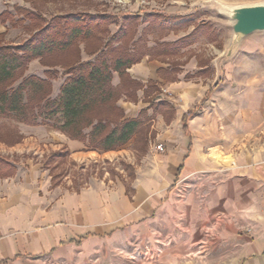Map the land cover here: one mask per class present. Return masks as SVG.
Here are the masks:
<instances>
[{"label":"crops","instance_id":"0c3cea01","mask_svg":"<svg viewBox=\"0 0 264 264\" xmlns=\"http://www.w3.org/2000/svg\"><path fill=\"white\" fill-rule=\"evenodd\" d=\"M216 52L207 64L192 57L177 65L146 53L126 70L141 87L119 103L151 137L132 178L78 184L68 175L54 186L33 152L64 147L71 162L84 163L127 150H92L48 125L18 122L25 137L5 145L4 158L15 171L0 176V264H84L96 251L149 238L155 221L169 222L176 210L193 231L219 227L217 241L232 247L224 262L264 264V92L256 89L264 75L249 76L248 92L243 81L245 56H264V33L234 47L228 36ZM112 83L120 86L118 72Z\"/></svg>","mask_w":264,"mask_h":264},{"label":"rangeland","instance_id":"374dc122","mask_svg":"<svg viewBox=\"0 0 264 264\" xmlns=\"http://www.w3.org/2000/svg\"><path fill=\"white\" fill-rule=\"evenodd\" d=\"M263 2L264 0H0V14L6 10L12 15L6 23H0V45L23 43L40 27L30 23L28 19L18 21L24 16L25 11L37 12L47 20L67 13H103L121 18L128 13H140L141 19L144 20L138 34L141 40L140 49L150 53L148 55L150 59L177 65L195 57L199 64H207L212 57L217 55L216 49L222 48L223 42L228 36L232 42L231 21L227 17V9ZM151 14L161 16L151 19L152 17H149ZM11 20L16 23L11 24ZM107 28L108 33L101 36L103 43L118 30L119 26L110 24ZM178 38L180 39L173 41ZM87 43H81L70 52L68 51L69 53L48 57L44 63L40 58L34 59L30 62L26 75L45 77V71L53 67L58 71V74L52 79V97L57 96L68 77L63 74L66 68L79 61H90L96 58L97 54H93V51L100 47V43L94 39ZM232 46L234 47V45ZM182 49H186V51L182 52ZM233 50L236 52L234 48ZM182 57H184L183 60ZM85 58L90 59L85 60ZM243 62L246 69L243 80L244 88L248 92L251 87L248 82L249 76L252 74L255 76L264 75V56L248 55L245 56ZM43 70L44 75H39ZM120 77V86L113 85L118 91L116 97L119 98L116 105L119 110H112V107L103 108L104 112H99V116L106 111V114L110 112V120L126 118L125 109L119 102L124 96L128 97L129 94L141 87V84L133 83L131 78L127 79L125 74ZM257 88L262 93L264 92L263 86H256ZM157 89L149 85L148 95L151 93L154 96ZM56 92H58L57 95L54 94ZM152 106L155 107L156 104L153 103ZM17 123L13 119L0 116V158L8 157V148L5 145L15 144L25 137L22 133L23 129L21 132ZM48 126L69 137L67 133L51 125ZM90 131L91 127L85 128L86 133ZM139 131L140 129L130 146L127 143L133 136L123 145L112 149H94L89 146L87 140L83 141L92 150L115 151L123 148L127 150L118 157H102L89 162L74 163L70 161L66 148L53 149L50 146L49 149L42 150L39 154L33 152V158L35 162L48 167L55 183L62 181L68 175L72 176L73 181L78 184L89 183L93 179H103V181L110 178L114 180L129 179L134 177L138 168L139 159L145 151L146 138L151 139L150 135L141 134ZM177 196L179 200L184 197V195L180 197L179 192H177ZM176 212L177 214L172 215L169 222L163 223L156 220V230L155 232L150 230L149 238L142 239L135 236L129 241L119 243L114 249L106 247L100 252L96 251L95 255L84 264H228L223 261L225 258L222 255L232 247L228 245L224 247L221 242L217 241L220 238L219 227L216 228V225L208 224L207 228L203 230L193 231L189 228L183 210H176ZM235 226L239 227V224L235 222ZM239 228L247 233L251 231L242 225ZM41 261L40 264H67L64 261L47 263L43 258Z\"/></svg>","mask_w":264,"mask_h":264},{"label":"trees","instance_id":"16d2710c","mask_svg":"<svg viewBox=\"0 0 264 264\" xmlns=\"http://www.w3.org/2000/svg\"><path fill=\"white\" fill-rule=\"evenodd\" d=\"M25 12L18 21L28 19L40 27L23 43L0 45V116L29 125H51L72 139L87 140L94 149H112L126 143L141 120L124 117L110 120V112L105 111L101 116L99 112L109 107L119 110L113 74L126 75V70L146 55L140 49L138 36L144 21L142 15L128 13L121 18L85 12L61 14L47 20L37 12ZM10 16L9 11L2 12L0 23H6ZM160 16L149 15L151 19ZM15 23L11 20V24ZM110 24H117L119 28L103 43L101 36L108 33ZM92 39L100 43L93 51L96 58L66 68L63 74L68 77L57 96L52 97V79L58 74L53 67L45 71V77L26 75L34 59L40 58L44 63L46 58L66 54ZM88 127L91 131L86 133ZM14 171L11 163L0 158V176ZM57 184L53 179V185Z\"/></svg>","mask_w":264,"mask_h":264},{"label":"water","instance_id":"95a60500","mask_svg":"<svg viewBox=\"0 0 264 264\" xmlns=\"http://www.w3.org/2000/svg\"><path fill=\"white\" fill-rule=\"evenodd\" d=\"M227 17L231 21L234 46L253 33L264 32V2L228 8Z\"/></svg>","mask_w":264,"mask_h":264},{"label":"built area","instance_id":"2783aa9c","mask_svg":"<svg viewBox=\"0 0 264 264\" xmlns=\"http://www.w3.org/2000/svg\"><path fill=\"white\" fill-rule=\"evenodd\" d=\"M157 148H158L159 150H163V146H162V145H158Z\"/></svg>","mask_w":264,"mask_h":264}]
</instances>
